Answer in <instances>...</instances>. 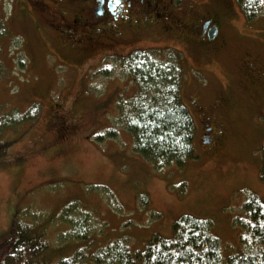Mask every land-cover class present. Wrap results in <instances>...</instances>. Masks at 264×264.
<instances>
[{"label":"rangeland","instance_id":"rangeland-1","mask_svg":"<svg viewBox=\"0 0 264 264\" xmlns=\"http://www.w3.org/2000/svg\"><path fill=\"white\" fill-rule=\"evenodd\" d=\"M172 1L176 11L197 6L194 11L204 13L221 6V0ZM230 3V12L219 11L220 32L213 40L186 42L168 31L143 30L118 49L121 55L134 47L151 53V48L164 49L160 58L174 63L184 98L197 101L207 124H216L224 134L217 146H207L199 114L190 108L197 157L181 167L171 163L156 170L134 152L132 136L117 123V104L130 105L137 94L130 72L120 69L118 61L125 55H68L57 43L56 27H49L36 5L0 0L7 32L0 52V110L38 108L34 120L0 138L10 139L0 153V238L11 229L16 210L47 222L72 203L93 216L97 226L102 223L100 230L126 235L135 248H142L153 231L170 236L173 219L183 213L212 219L222 243L237 244L235 219L246 195L264 201L259 174L264 165V76L252 83L243 66L255 50L264 66V8L246 19L239 4ZM221 97L226 101L218 102ZM114 127L115 134H109ZM140 194L147 200L143 204ZM68 217L75 214L66 212ZM47 226L55 241L64 237L63 223Z\"/></svg>","mask_w":264,"mask_h":264},{"label":"trees","instance_id":"trees-1","mask_svg":"<svg viewBox=\"0 0 264 264\" xmlns=\"http://www.w3.org/2000/svg\"><path fill=\"white\" fill-rule=\"evenodd\" d=\"M231 1L227 0L226 4ZM233 1L239 4L246 19L259 15L264 8L263 0ZM4 27L0 18V52L7 33ZM189 40L197 43L192 38L186 42ZM151 49L157 53L131 48L118 61L121 70L130 72L137 94L130 105L117 104V123L132 136L134 152L150 162L152 168L160 170L171 163L181 167L197 157L192 134L193 112L180 91V73L174 63L168 57L160 58L164 49ZM37 114L34 104L25 111L0 110V138L8 129L15 130L18 125L34 120ZM109 134H115V127ZM9 143L10 139L0 141V153ZM262 152L264 157V146ZM259 174L264 181V165ZM246 196L242 212L235 219L239 232L234 246L223 244L215 235L212 219L190 213L173 219L170 236L153 231L142 248H135L126 235H107L100 230L102 223L97 226L98 221L86 216L88 212L81 205L67 204L47 222L48 219H32L26 215L27 211L16 210L11 229L0 238V264H264V201L258 195ZM139 200L142 204L147 201L143 194ZM66 212L75 214V218H66ZM55 220L66 228L64 237L56 241L47 231L48 222Z\"/></svg>","mask_w":264,"mask_h":264},{"label":"flooded vegetation","instance_id":"flooded-vegetation-1","mask_svg":"<svg viewBox=\"0 0 264 264\" xmlns=\"http://www.w3.org/2000/svg\"><path fill=\"white\" fill-rule=\"evenodd\" d=\"M26 1L30 2L31 6L36 5L39 8L35 7L49 22V27L51 25L56 27L57 43L64 52L72 56L78 53L79 57L90 53L96 55L102 53L103 57L110 58L121 57L127 54L121 55L118 51L122 42L128 44L127 39H132L143 30L168 31L173 35L169 34L170 36L181 41L191 38L198 41V38L200 40L203 38L208 42V36L213 28L217 29L216 37L220 32V12L224 15L231 11L230 3L226 4L227 0L219 2L221 5L219 10L209 8L204 13L195 12L197 6L179 8L176 11L173 6L176 1L172 0H50L52 4L46 0ZM46 15H51V18H46ZM250 56L251 59L247 58L243 66L247 68L253 83L255 77L264 76V66L259 61V51L255 50ZM227 95L225 93L224 97ZM221 101L226 100L221 97L218 102ZM185 102L188 108L199 114L200 133L203 135L202 140H206L204 143L210 147L222 142L223 132H220L216 124L214 126L211 124V127L207 124L206 112L201 105L192 98ZM59 120L64 122L63 117Z\"/></svg>","mask_w":264,"mask_h":264},{"label":"water","instance_id":"water-1","mask_svg":"<svg viewBox=\"0 0 264 264\" xmlns=\"http://www.w3.org/2000/svg\"><path fill=\"white\" fill-rule=\"evenodd\" d=\"M217 35V29L216 28H213L212 32L209 34V39H213L215 38ZM204 142H206V140H204Z\"/></svg>","mask_w":264,"mask_h":264},{"label":"bare ground","instance_id":"bare-ground-1","mask_svg":"<svg viewBox=\"0 0 264 264\" xmlns=\"http://www.w3.org/2000/svg\"><path fill=\"white\" fill-rule=\"evenodd\" d=\"M218 28V27H217Z\"/></svg>","mask_w":264,"mask_h":264}]
</instances>
